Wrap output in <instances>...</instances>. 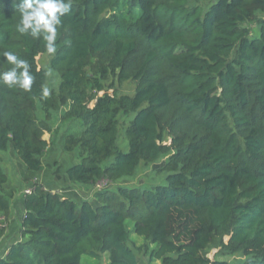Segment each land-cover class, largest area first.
Instances as JSON below:
<instances>
[{
	"label": "trees",
	"instance_id": "obj_1",
	"mask_svg": "<svg viewBox=\"0 0 264 264\" xmlns=\"http://www.w3.org/2000/svg\"><path fill=\"white\" fill-rule=\"evenodd\" d=\"M204 1L72 0L50 60L59 88L43 97V37L17 31L20 0H0V72L12 67L3 57L12 51L35 77L30 92L0 85V150L13 147L30 171H41L49 141L38 108L50 120L69 103L61 121L83 130L56 142L78 158L68 179L106 182L96 203L35 182L25 193L22 240L0 264H82L84 255L106 254L107 264H140L138 252L162 264H264V0ZM110 76L135 80V92L114 83L110 92ZM132 112L124 151L120 115ZM163 157L166 182L119 184ZM8 178L0 163L7 220ZM132 233L144 244L133 246ZM213 245L245 259H211Z\"/></svg>",
	"mask_w": 264,
	"mask_h": 264
},
{
	"label": "rangeland",
	"instance_id": "obj_2",
	"mask_svg": "<svg viewBox=\"0 0 264 264\" xmlns=\"http://www.w3.org/2000/svg\"><path fill=\"white\" fill-rule=\"evenodd\" d=\"M215 0H205L201 3L202 6L207 7ZM253 34L259 33V27L255 22H249L247 24ZM52 55L48 53H42L38 56L39 65L46 71L47 73H51L50 75L47 74L44 86H47L50 89V93L52 91H58L59 83H60V74L53 70L50 65V60ZM115 84V87L118 88L120 93H127L133 94L135 92L137 82L135 80H129L125 82H118L116 78L110 76L108 79L103 81V84L106 89L110 92L114 91L112 84ZM69 106V103H66L61 111H55L53 117L48 120L45 116L44 111L41 107L38 108V114L40 118V123L46 130V137L49 141V146L43 157L44 163V174L45 176L52 175L53 173L58 174L60 180L62 178H68L67 174L65 173V169L72 166L78 161L76 152H67L63 149H59L56 146L57 140L60 138L63 132H71V133H79L83 130V125L76 124L77 121H73L70 123L61 121V112L62 110L66 109ZM135 116V112L129 114H121L120 115V135L118 139V144L121 149L127 151L129 148L128 139L126 138L125 129L129 125L130 121ZM12 150L13 147H11ZM10 152L0 150V155H8ZM22 164H24V170H29L25 163L19 159ZM113 160V157L108 159L105 164L110 163ZM165 164V157L155 163L151 164H141L136 175L130 179H123L119 182V184H125L128 186H140V187H149L152 184L166 182L164 181L165 173H159V168ZM95 191L100 189L98 188V184L94 186ZM130 228L133 227V224H129ZM131 240L133 246L137 247L144 244L145 239L142 236H139L135 233L131 234ZM223 250L218 245H213L207 249V255L211 259L221 258L227 259L232 263H235L240 260H244L245 257L241 253L236 254H229L223 256ZM138 260L140 264H162L160 260H150L147 254H143L138 252L137 254ZM108 263V256L103 255L101 259H95L88 255H84L82 258V264H107Z\"/></svg>",
	"mask_w": 264,
	"mask_h": 264
},
{
	"label": "clouds",
	"instance_id": "obj_3",
	"mask_svg": "<svg viewBox=\"0 0 264 264\" xmlns=\"http://www.w3.org/2000/svg\"><path fill=\"white\" fill-rule=\"evenodd\" d=\"M18 11L20 23L17 25V31L33 38L42 36L47 53L55 55L58 27L62 24L61 17L72 11V0H20ZM3 57L12 67L0 72V85L18 87L30 92L35 81L30 64L12 51H4ZM41 91L43 97L50 95L47 86L42 87Z\"/></svg>",
	"mask_w": 264,
	"mask_h": 264
},
{
	"label": "crops",
	"instance_id": "obj_4",
	"mask_svg": "<svg viewBox=\"0 0 264 264\" xmlns=\"http://www.w3.org/2000/svg\"><path fill=\"white\" fill-rule=\"evenodd\" d=\"M10 154L0 155V163L8 174V181L3 186V191L10 198L11 210L6 226L0 231V258L7 255L10 248L22 240L21 226L26 213L25 190L35 182L43 184L45 189L58 191L62 195L71 197L79 202L89 199L97 202L94 186L72 184L68 178L60 180L58 174L45 176L44 169L39 172L24 170V164L20 162L15 151L10 148ZM65 169V173H66Z\"/></svg>",
	"mask_w": 264,
	"mask_h": 264
},
{
	"label": "built area",
	"instance_id": "obj_5",
	"mask_svg": "<svg viewBox=\"0 0 264 264\" xmlns=\"http://www.w3.org/2000/svg\"><path fill=\"white\" fill-rule=\"evenodd\" d=\"M104 185H106V182H101L98 184V188H102ZM34 184H32L30 187L26 188L25 193H31L34 190ZM7 218L0 214V228L5 227L7 223Z\"/></svg>",
	"mask_w": 264,
	"mask_h": 264
}]
</instances>
